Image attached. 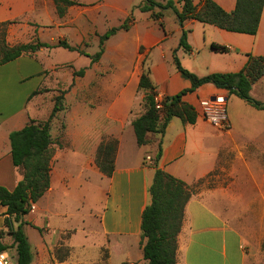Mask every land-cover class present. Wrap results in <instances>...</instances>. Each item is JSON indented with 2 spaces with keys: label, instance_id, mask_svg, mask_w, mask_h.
Returning <instances> with one entry per match:
<instances>
[{
  "label": "crops",
  "instance_id": "obj_1",
  "mask_svg": "<svg viewBox=\"0 0 264 264\" xmlns=\"http://www.w3.org/2000/svg\"><path fill=\"white\" fill-rule=\"evenodd\" d=\"M144 1L79 0L59 15L54 0H0V23L9 21L15 29L52 12L56 27L50 29L51 41L66 35L77 46L95 30L104 34L124 23L129 26L107 39L99 63L92 61V52L86 54L88 68L74 79L62 129L52 121L51 186L21 219L31 244V264H147L142 216L157 168L193 189L178 235L176 264H264V108L206 82L183 97L197 111L195 123L173 117L164 134L148 135L146 145L137 143L132 124L144 113V92L138 89L144 67L150 68L159 99L192 87L179 65L199 77L239 71L249 53L264 55V9L257 33L250 34L196 19L181 23L173 9L154 19L151 11L141 9ZM215 1L227 11L237 2ZM175 4L182 9V0ZM71 14L69 27L65 19ZM184 32L188 50L181 44ZM213 43L229 51H218ZM43 50L0 63V186L10 191L23 176L13 162L11 133L49 116L41 107L45 92L40 89L48 84L51 60L42 57ZM258 82L250 93L264 101L254 96ZM216 95L227 97L226 129L201 113L199 100ZM107 136L119 140L110 176L96 161ZM1 211L0 231H7V207ZM19 224L13 220L15 228ZM2 240L10 247L0 255L7 264H18L12 236L6 233Z\"/></svg>",
  "mask_w": 264,
  "mask_h": 264
},
{
  "label": "trees",
  "instance_id": "obj_2",
  "mask_svg": "<svg viewBox=\"0 0 264 264\" xmlns=\"http://www.w3.org/2000/svg\"><path fill=\"white\" fill-rule=\"evenodd\" d=\"M54 1L59 15H63L67 7L79 3V0ZM182 2L183 6L180 10L175 4V0H165V2L145 0L141 9L151 11L154 19L162 18L166 9H173L181 23L187 19H196L226 30L250 34L257 33L264 9V0H237L236 7L232 11L225 10L215 0H201L200 5L195 4L193 0H182ZM9 23V21L1 22L0 28L5 30ZM128 27L127 23H124L120 27H113L105 32L100 39L101 48L93 60H98L103 54L105 40L117 31ZM181 44L186 50L190 48L186 32L182 36ZM47 45V43H38L10 47L3 40L0 47L3 53L0 56V63L16 59ZM59 45L69 50L77 49L67 41H60ZM213 48L221 52L229 51L228 46L218 43H213ZM179 68L185 76L191 79L192 87L159 99L157 86L151 78L150 68L144 67L138 86V89L144 92L142 98L144 113L132 121L139 145L149 143L148 135L150 133L164 134L173 117L181 118L184 123H195L198 116L197 111L183 97L187 92L193 91L206 82L228 89L230 93L237 94L257 108H264V101L255 99L250 93L253 84L264 76V55L249 53L244 67L236 72H218L199 77L180 65ZM60 99V96L56 97V104L48 119L31 120L22 129L14 131L10 135L13 162L21 168L23 176L12 191L0 186V204L7 207L8 214L5 220L8 230L0 231V253L10 247L2 240L8 233L13 238L11 246H16L18 264H31L32 261L31 244L21 219L23 215L30 212L32 205L51 186L52 116L61 109ZM118 145V138L107 136L103 138L97 149V164L100 170L108 176L112 175L115 170ZM161 154L160 143L155 157L156 162ZM192 194V187L185 181L161 168L156 169L154 180L150 186L151 200L142 216V248L144 257L148 260L147 264H176L178 235L182 227L186 204ZM13 220L20 221L18 227H14Z\"/></svg>",
  "mask_w": 264,
  "mask_h": 264
},
{
  "label": "rangeland",
  "instance_id": "obj_3",
  "mask_svg": "<svg viewBox=\"0 0 264 264\" xmlns=\"http://www.w3.org/2000/svg\"><path fill=\"white\" fill-rule=\"evenodd\" d=\"M51 14L52 12L48 14V18L41 17V20L39 19V17H35L34 21L28 22L29 25L27 26V28H25L24 26H18L19 28L17 27L15 29L14 26L10 25L7 26L5 30L0 28V47L2 46L3 40H5V42L10 47L18 46L21 44H48L47 46H42L34 52H28L27 54H35L38 50L44 48L43 52H41L42 57L44 56L45 58L51 59L49 60L50 67L48 70H46L49 80L48 84H44L40 89V91L45 92V98L44 100H42L41 107L44 112V116H47L48 114L50 116L56 104V97H61L59 101V103L61 104V109L56 111L52 116V121L53 119H56V122H58V128L59 130H61L62 126L64 125L63 117L66 115L65 109L69 107V104L72 101V97L70 96V94L72 92L74 79L79 76H83L86 68H88L85 61L88 60V56H86V54H88L89 52H92V55H90V57L92 58L93 62H100L103 54L98 60H93V57L96 53L99 52L101 48L100 39L103 34L100 31L95 30V32L92 33V35H90L87 39H85L80 45H73L77 47L76 50H69L59 45L60 41H67L72 45L66 35L59 36L55 41H51L50 33L52 32V30L50 29L52 27H56V20H51ZM70 17L68 18L67 16L65 19V25L69 27L72 26V14ZM96 33H98V35H96ZM107 43L108 40H105L103 44V53L106 49ZM70 51H76V54ZM2 54L3 53L0 50V56H2ZM77 54L78 56H80V58L74 57V55ZM258 83L259 84H256L258 86H256L254 96L257 98H264V78L263 80L261 79Z\"/></svg>",
  "mask_w": 264,
  "mask_h": 264
},
{
  "label": "built area",
  "instance_id": "obj_4",
  "mask_svg": "<svg viewBox=\"0 0 264 264\" xmlns=\"http://www.w3.org/2000/svg\"><path fill=\"white\" fill-rule=\"evenodd\" d=\"M201 113L204 118L218 129H226L230 126L229 115L227 111V97L226 95H216L215 97H206L199 100ZM160 107V105H158ZM150 159V157H148ZM0 204V213L1 208ZM34 208V204L32 205ZM31 208V209H32ZM0 262L7 264L8 260L4 254L0 255Z\"/></svg>",
  "mask_w": 264,
  "mask_h": 264
}]
</instances>
